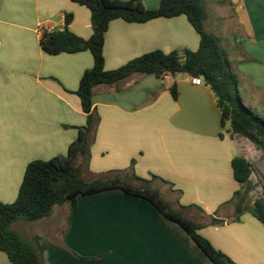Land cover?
<instances>
[{
    "label": "crops",
    "instance_id": "crops-1",
    "mask_svg": "<svg viewBox=\"0 0 264 264\" xmlns=\"http://www.w3.org/2000/svg\"><path fill=\"white\" fill-rule=\"evenodd\" d=\"M203 2L205 28L221 39L239 89L260 93L264 107V0H210L214 13ZM66 14L73 15L70 29L90 38V11L71 0H0V187H12L9 198L0 189L5 203L16 200L28 163L66 155L87 123L75 92L93 66L91 53L48 55L40 44L43 30L64 29ZM199 42L185 16L116 19L105 34V69L155 50L195 51ZM192 79L134 74L95 87L83 176L155 189L235 264H264L263 224L251 213L234 219V195L243 187L231 162L249 161V145L221 127L214 93ZM15 231L36 242L43 264H214L179 224L121 189L80 195L75 206H55L46 218L19 221ZM0 264H12L2 251Z\"/></svg>",
    "mask_w": 264,
    "mask_h": 264
},
{
    "label": "trees",
    "instance_id": "trees-1",
    "mask_svg": "<svg viewBox=\"0 0 264 264\" xmlns=\"http://www.w3.org/2000/svg\"><path fill=\"white\" fill-rule=\"evenodd\" d=\"M87 8L91 14L93 33L84 39L70 29L72 14H66L63 30H43L40 44L48 55L77 54L88 51L93 66L82 74L75 94L87 115V123L80 127L77 139L68 147L66 155H59L28 163L16 200L0 201V251L5 252L12 264H43L36 242L12 230L19 221L35 222L48 217L55 206H75L80 195L121 189L125 193L150 201L166 218L179 224L214 264H235L223 251L217 249L204 237L201 225L174 211L159 191L148 186L136 187L126 180L95 179L83 177V161L87 158V136L93 124V92L99 85H114L134 74L154 75L162 78L168 74H186L200 78L209 86L216 98L222 128L229 125L232 135L247 138L264 150V119L245 105L239 94V80L232 64L224 53L221 39L205 28L206 7L203 0H160L157 9H148L142 0H71ZM185 16L199 35L197 50L165 53L161 50L145 53L123 66L105 69V34L111 21L122 19L129 23H146L157 18ZM174 99H178L175 85L171 87ZM223 137V134H220ZM235 180L242 190L236 192L234 219L239 221L245 213H251L264 226V197L257 198L253 206L247 204L246 196L252 190L251 163L244 157L232 159ZM156 177V176H154ZM233 199V200H234Z\"/></svg>",
    "mask_w": 264,
    "mask_h": 264
},
{
    "label": "rangeland",
    "instance_id": "rangeland-1",
    "mask_svg": "<svg viewBox=\"0 0 264 264\" xmlns=\"http://www.w3.org/2000/svg\"><path fill=\"white\" fill-rule=\"evenodd\" d=\"M208 10L210 13H214L216 10V7L210 3V0H208ZM217 34H220L222 31L221 27L216 26L214 29ZM183 55V52L180 53ZM226 54V53H225ZM239 94L241 95L243 102H247V106L250 107L253 112L256 114L260 115L264 119V107H262L263 104L260 105V100H261V95L260 93H254L250 90L244 89H239ZM237 138L242 142L245 141L248 147L245 148V155H247L251 165H252V170L253 174L251 177V182H252V190L249 192V194L246 196V201L247 204L250 206H253L254 201L259 198V197H264V150L259 149L253 144L251 141H248L247 138H244L241 136H237ZM84 177V176H83ZM87 181L89 178L88 175H85L84 177ZM2 191V196L4 198H9V194L11 192L12 187L11 186H5V187H0ZM242 193L245 194L246 191L245 189H242ZM236 202V201H235ZM28 225L30 224H23L22 226L27 228L29 227ZM19 226V222H16L12 226V230H17Z\"/></svg>",
    "mask_w": 264,
    "mask_h": 264
},
{
    "label": "built area",
    "instance_id": "built-area-1",
    "mask_svg": "<svg viewBox=\"0 0 264 264\" xmlns=\"http://www.w3.org/2000/svg\"><path fill=\"white\" fill-rule=\"evenodd\" d=\"M0 48H1V41H0ZM193 83L198 84L200 82V78H193Z\"/></svg>",
    "mask_w": 264,
    "mask_h": 264
}]
</instances>
